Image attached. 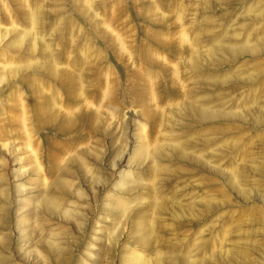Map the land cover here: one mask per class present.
Wrapping results in <instances>:
<instances>
[{
	"label": "rangeland",
	"instance_id": "374dc122",
	"mask_svg": "<svg viewBox=\"0 0 264 264\" xmlns=\"http://www.w3.org/2000/svg\"><path fill=\"white\" fill-rule=\"evenodd\" d=\"M0 264H264V0H0Z\"/></svg>",
	"mask_w": 264,
	"mask_h": 264
}]
</instances>
